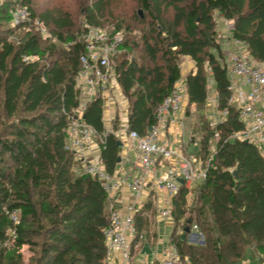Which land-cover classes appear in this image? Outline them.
<instances>
[{
    "label": "trees",
    "instance_id": "obj_1",
    "mask_svg": "<svg viewBox=\"0 0 264 264\" xmlns=\"http://www.w3.org/2000/svg\"><path fill=\"white\" fill-rule=\"evenodd\" d=\"M9 1L0 24H11L10 11L17 2L27 9L29 21L0 34V264H107L103 233L114 210L111 200L95 178L79 170L75 153L65 149L78 105L82 28L74 36L78 24L70 14L57 18L46 11L36 16L33 0ZM112 1L78 2L82 25L120 31L124 22L118 21ZM135 1L145 18L137 13L133 18L145 31L139 42L124 40L114 68L128 102V130L143 136L155 126L157 107L181 80L179 60L184 57L194 63V72L183 80L188 105H195L198 114L206 107L210 72L216 109L227 112L215 129L201 130L196 143V157L207 167L205 180L191 190L181 185L172 201L170 215L182 233H173L171 243L180 262L261 264L264 154L234 137L244 125L228 104L230 79L214 13L230 23V39L245 48L248 59L264 66V0ZM35 20L50 29L54 42L42 43L33 30ZM21 30L22 37L15 38ZM137 50L138 56L128 59ZM83 121L95 132L104 170L113 175L119 141L105 130L100 98L87 104ZM149 214L150 203L134 214L132 250L155 235ZM193 226L203 236V246L188 244L186 236L182 240L184 229Z\"/></svg>",
    "mask_w": 264,
    "mask_h": 264
},
{
    "label": "built area",
    "instance_id": "obj_2",
    "mask_svg": "<svg viewBox=\"0 0 264 264\" xmlns=\"http://www.w3.org/2000/svg\"><path fill=\"white\" fill-rule=\"evenodd\" d=\"M18 1V0H17ZM11 26L16 27L29 21L27 9L17 2L10 11ZM83 47L79 56V71L76 77L75 88L78 91V105L67 128V142L65 149L82 155L90 148L95 137V132L83 121V113L89 102L102 97L110 89L111 69L110 58L119 52L123 44V33L111 31L108 34L103 28L83 24L80 34ZM236 43V42H235ZM226 64L228 75L236 79L230 82L229 91L231 98L228 104L238 109V119L244 125V130L234 137L238 140L248 141L257 146L264 154V66L252 63L245 55L239 53L229 54ZM114 72V71H113ZM237 84L248 86L246 93ZM186 100V88L183 80L176 82L170 94L163 99L156 109V124L145 135L126 128L114 134L116 138L126 137L135 143L141 176L128 180L126 177L117 178L108 174L103 167L97 164H85L84 173L95 178L102 190L111 196L123 190L135 194L137 197L143 190L148 177L155 172L158 159L169 160L175 152L161 141V134L166 130L167 118H176L181 112ZM226 111L220 112V121H224ZM218 122H210V127L215 129ZM217 134H215V137ZM211 160V156L208 162ZM207 167L199 161H191L179 157L174 169H169L160 175L152 177V184L164 195L160 201L157 214L162 219L171 217L173 198L176 196L180 184L186 187L201 184L206 177ZM136 204L123 210H113L110 214L109 226L103 233L106 246V257L112 252H117L120 264H131V240L135 235L133 226ZM194 236L202 237L198 228L193 226ZM161 264H181L180 257L174 245L165 252ZM261 264H264V259Z\"/></svg>",
    "mask_w": 264,
    "mask_h": 264
},
{
    "label": "crops",
    "instance_id": "obj_3",
    "mask_svg": "<svg viewBox=\"0 0 264 264\" xmlns=\"http://www.w3.org/2000/svg\"><path fill=\"white\" fill-rule=\"evenodd\" d=\"M223 22L227 25V36L225 38L227 39V41H225L223 44H220L221 49L225 51V47L229 52H239L247 57V51L245 50V48L242 45L237 44L229 39L230 23L224 20ZM189 61L192 64H190V68L185 74V77L191 72H194V63L191 60ZM185 77L181 76V80H184ZM229 79L230 82H236L235 78L229 77ZM115 85L116 86L112 84L113 87H110L109 91L103 94L101 97L102 121L104 123L106 132L112 133L113 135L120 129L127 128L128 123V102L124 97L119 85L117 83ZM208 85L210 86L211 92L210 94L208 93L207 100L210 99L213 107L216 109V104H213V102L216 103V92L214 90L210 72H208L207 86ZM236 85L246 93L249 91L248 86H243L241 84L239 85L237 83ZM185 102L187 103V97ZM207 106L209 105L207 104ZM189 107L196 110V106L193 104L189 105ZM216 112L218 113V115H220V112H218L217 109ZM185 114L186 112H183L182 110L181 112L176 114L175 119L170 117L167 118L166 130L161 134L160 139L167 145L168 148L175 152V156H173L169 160L158 159L155 172L148 177V179L146 180V184L139 196L137 197L132 192L123 190L109 197V199L111 200L110 204L114 210H123L124 208L132 204H136L137 210H140L143 206H145V204H151L152 214H149L148 216L151 220V229L155 235L153 237V235L151 234V239H142V241L140 240L137 246L134 247V249L131 251V264H161L165 256V252L171 245H173L171 242L172 234L175 233V223L173 219H171V217L169 219H162L158 216L157 210L160 206V201L164 193L161 190H157L153 186L152 177L154 175L163 174L169 169H174L178 164L179 157H186V154L191 150H193L194 152L197 151L198 146H194L196 142L191 144V138H193V136H190L189 139L184 137L186 132L183 126V122L187 121ZM116 139L119 141L118 144H120L118 146L119 162L117 161L113 176L117 178L126 177L128 180L140 177L142 173L135 143L126 137ZM77 157L79 160H77ZM75 161L76 163L77 161H79L83 164V166L85 164H97L103 167L100 162L99 145L94 144L93 141L87 152L82 155L75 154ZM195 187H197V185L194 186V188ZM186 188L189 190L191 188L194 189L192 186H188ZM190 233V236H194V232L192 230H190ZM106 262L107 264H120L118 253L112 252L111 255H108L106 257ZM245 264H257V261L246 260Z\"/></svg>",
    "mask_w": 264,
    "mask_h": 264
},
{
    "label": "rangeland",
    "instance_id": "obj_4",
    "mask_svg": "<svg viewBox=\"0 0 264 264\" xmlns=\"http://www.w3.org/2000/svg\"><path fill=\"white\" fill-rule=\"evenodd\" d=\"M80 1L81 0H33V9H34L36 16H38V15H40L46 11L51 12L52 15H54L57 18H60L64 14H70L72 16V19L77 21V24H78L77 28H75V30L72 32V34L74 36H76L77 32L79 30H81V28L83 27V25L81 23L82 22L81 17H79L80 16V9L78 8V2H80ZM112 2H113V7H114L113 12L115 15H117L118 21L124 22L121 25V30H120V32L123 33V42H124V40H126L127 42H129L131 40H135L136 42H139L140 37L142 36L143 32L145 31V25H141L138 23V21L134 20L133 14L137 13L139 19L143 20L145 18V13L141 9L137 8L135 0H113ZM8 4H10L9 0H0V13L1 14H3V12H4V9H3V8H5L4 5L7 6ZM138 12H140V15L138 14ZM165 18L169 19L170 13H167ZM214 18L216 21L217 39H218L219 46L221 48L220 44H223L225 41H227V39H225L227 36L226 35V33H227L226 32V26L227 25L223 22V20L221 18L218 17V15L216 13H214ZM83 24H85V23H83ZM11 25L12 24L1 23L0 24V34H4V32H6L8 28H12L13 26H11ZM81 25H82V27H81ZM33 27H34V29H33L34 32L41 38L43 44H46V43H44L46 40H48L49 43L54 42L53 38L51 37L52 35L50 33V29L45 27L41 23H39L38 20L34 21ZM126 27H128L130 30L127 31ZM103 29L108 34H110L113 28L105 27ZM24 32L25 31H22V30L16 31L15 38H17L19 35H21V37H22ZM229 39H230V36H229ZM8 40L15 41V39L13 37H8ZM224 49H225V51H223L221 49V55L224 59L223 62L227 61V57L229 54L237 53L234 51L229 52L228 50H226L225 47H224ZM117 54L118 53L112 55L110 58V69L112 72V74H111L112 78L110 80V87L111 88L113 87L112 84L114 86H116L115 84L117 83V80L115 78V73L113 72L117 62H119V60H121L120 54H118V55ZM135 54H137V56H138L139 50H137L133 54L129 55L128 59H131L132 56H134ZM237 54H239V52ZM116 55H117V57H116ZM251 62L256 64V65L263 66L261 64L255 63L254 61H251ZM190 64H192V63H190L188 58H185V57L180 58L179 67L181 70V76L185 77V74L188 72V70L190 68ZM229 77H231V76H229ZM207 89H208V93L210 94L211 89H210L209 85L207 86ZM207 104L209 106H207ZM207 104H206V107H204L202 109V112L200 114L196 113L197 110L189 107L188 103L185 102V105L183 104L182 110H183V112H186L185 117L187 118V121L183 122V126H184V129L186 132L184 137L189 139L190 136H193V138H191V140L193 142H196V143H198L203 136V132L201 130H204L205 128L212 130V128L210 127V122H213V121L218 122V123L222 122V121H220L221 120L220 115H218V113L216 112V109L213 107L210 99L207 100ZM213 104H216V103L213 102ZM230 106H232V105H230ZM235 109L238 111L237 108H235ZM126 129L128 130V128H126ZM93 141H94V144L99 145L97 138H94ZM214 143L215 142L212 139L210 141V148H209L210 152H212V153L214 152V148H213ZM194 146H197V145L195 144ZM197 152L198 151L194 152L193 150H191L190 152H188L186 154L187 156L186 157L184 156V157H185V159H188L191 161H197L198 160L196 157ZM77 160H79L78 157H77ZM198 161L200 164L206 165L205 161L200 160V159ZM77 164L79 166V170L81 172L82 171L84 172L85 166H83V164L80 163L79 161H77ZM181 185H183V182ZM199 185L200 184H198L197 186H199ZM194 186H196V185H193L192 187L194 188ZM191 203H192V196H190L188 199V204H191ZM181 233L182 232L180 229L175 230V236H176V234H181ZM149 239H151V236H149ZM186 241L188 244L193 245V246H203V236L202 237H196V236H190L188 234V235H186ZM131 251H132V248H131ZM22 255H23L24 259L28 258V254L25 251V248L22 250ZM245 262H246V260H243L242 264H245ZM181 264H184V262H181Z\"/></svg>",
    "mask_w": 264,
    "mask_h": 264
},
{
    "label": "water",
    "instance_id": "obj_5",
    "mask_svg": "<svg viewBox=\"0 0 264 264\" xmlns=\"http://www.w3.org/2000/svg\"><path fill=\"white\" fill-rule=\"evenodd\" d=\"M138 14L140 15V12H138ZM151 130V128L150 129H148V131H150ZM120 144H118V146H119ZM118 162H119V159L117 160ZM178 183L181 185L182 184V181L181 180H178ZM183 236H182V240L183 239H185V236L186 235H190L191 233H190V229H189V227H186L185 229H184V231H183Z\"/></svg>",
    "mask_w": 264,
    "mask_h": 264
}]
</instances>
